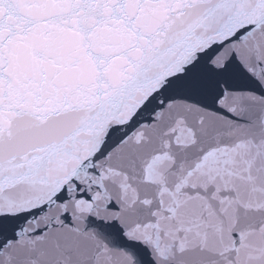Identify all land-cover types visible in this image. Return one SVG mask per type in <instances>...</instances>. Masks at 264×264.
I'll return each mask as SVG.
<instances>
[{"label":"snow or ice","instance_id":"obj_1","mask_svg":"<svg viewBox=\"0 0 264 264\" xmlns=\"http://www.w3.org/2000/svg\"><path fill=\"white\" fill-rule=\"evenodd\" d=\"M0 264H264V0H0Z\"/></svg>","mask_w":264,"mask_h":264}]
</instances>
